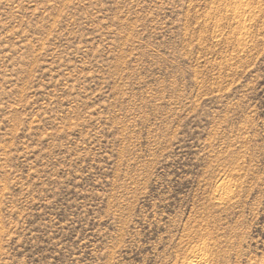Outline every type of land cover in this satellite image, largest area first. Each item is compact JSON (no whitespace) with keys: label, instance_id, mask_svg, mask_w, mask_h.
Here are the masks:
<instances>
[{"label":"rangeland","instance_id":"374dc122","mask_svg":"<svg viewBox=\"0 0 264 264\" xmlns=\"http://www.w3.org/2000/svg\"><path fill=\"white\" fill-rule=\"evenodd\" d=\"M264 264V0H0V264Z\"/></svg>","mask_w":264,"mask_h":264},{"label":"bare ground","instance_id":"6f19581e","mask_svg":"<svg viewBox=\"0 0 264 264\" xmlns=\"http://www.w3.org/2000/svg\"><path fill=\"white\" fill-rule=\"evenodd\" d=\"M194 264H204V262L200 261V262H198V263H194Z\"/></svg>","mask_w":264,"mask_h":264}]
</instances>
